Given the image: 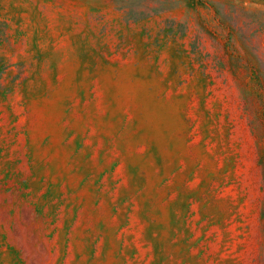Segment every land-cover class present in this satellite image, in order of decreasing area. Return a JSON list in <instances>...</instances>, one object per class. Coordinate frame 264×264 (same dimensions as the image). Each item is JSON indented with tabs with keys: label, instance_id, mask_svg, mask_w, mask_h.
I'll use <instances>...</instances> for the list:
<instances>
[{
	"label": "rangeland",
	"instance_id": "374dc122",
	"mask_svg": "<svg viewBox=\"0 0 264 264\" xmlns=\"http://www.w3.org/2000/svg\"><path fill=\"white\" fill-rule=\"evenodd\" d=\"M0 264H264V0H0Z\"/></svg>",
	"mask_w": 264,
	"mask_h": 264
}]
</instances>
